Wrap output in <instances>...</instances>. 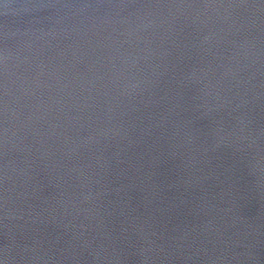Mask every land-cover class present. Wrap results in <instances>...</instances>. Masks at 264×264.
Returning a JSON list of instances; mask_svg holds the SVG:
<instances>
[{
  "label": "water",
  "instance_id": "obj_1",
  "mask_svg": "<svg viewBox=\"0 0 264 264\" xmlns=\"http://www.w3.org/2000/svg\"><path fill=\"white\" fill-rule=\"evenodd\" d=\"M0 264H264V0H0Z\"/></svg>",
  "mask_w": 264,
  "mask_h": 264
}]
</instances>
